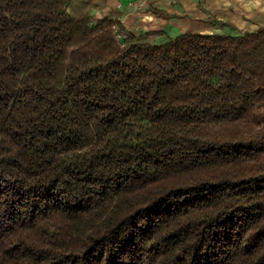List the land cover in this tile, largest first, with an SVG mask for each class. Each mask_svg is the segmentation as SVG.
Here are the masks:
<instances>
[{
    "label": "trees",
    "instance_id": "1",
    "mask_svg": "<svg viewBox=\"0 0 264 264\" xmlns=\"http://www.w3.org/2000/svg\"><path fill=\"white\" fill-rule=\"evenodd\" d=\"M0 264H264V25L0 0Z\"/></svg>",
    "mask_w": 264,
    "mask_h": 264
},
{
    "label": "crops",
    "instance_id": "2",
    "mask_svg": "<svg viewBox=\"0 0 264 264\" xmlns=\"http://www.w3.org/2000/svg\"><path fill=\"white\" fill-rule=\"evenodd\" d=\"M70 10L115 17L133 31L176 36L171 31L223 32V23L246 28L251 20L264 19V0H70Z\"/></svg>",
    "mask_w": 264,
    "mask_h": 264
},
{
    "label": "rangeland",
    "instance_id": "3",
    "mask_svg": "<svg viewBox=\"0 0 264 264\" xmlns=\"http://www.w3.org/2000/svg\"><path fill=\"white\" fill-rule=\"evenodd\" d=\"M264 24V19L262 18L261 20H258V19H253L251 20L249 23H247V26H245L246 28H240L239 26H235V25H232V24H225L223 23L222 24V31L223 32H232V33H236L238 31H240L241 29L245 30V29H248V30H254L256 28H258L259 26H262ZM137 31H140V30H137ZM145 31V30H144ZM173 35H178L179 32H174V31H171Z\"/></svg>",
    "mask_w": 264,
    "mask_h": 264
}]
</instances>
